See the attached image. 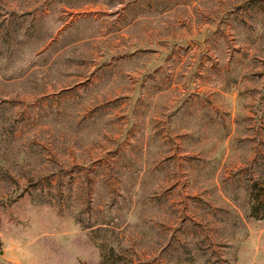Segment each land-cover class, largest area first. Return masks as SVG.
Masks as SVG:
<instances>
[{
  "label": "rangeland",
  "instance_id": "rangeland-1",
  "mask_svg": "<svg viewBox=\"0 0 264 264\" xmlns=\"http://www.w3.org/2000/svg\"><path fill=\"white\" fill-rule=\"evenodd\" d=\"M0 264H264V0H0Z\"/></svg>",
  "mask_w": 264,
  "mask_h": 264
}]
</instances>
